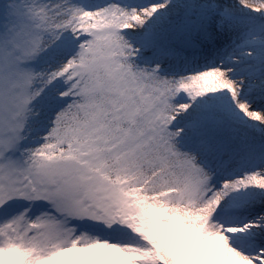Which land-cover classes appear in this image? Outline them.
Listing matches in <instances>:
<instances>
[{
  "label": "snow or ice",
  "instance_id": "obj_1",
  "mask_svg": "<svg viewBox=\"0 0 264 264\" xmlns=\"http://www.w3.org/2000/svg\"><path fill=\"white\" fill-rule=\"evenodd\" d=\"M0 264H264V0H0Z\"/></svg>",
  "mask_w": 264,
  "mask_h": 264
}]
</instances>
